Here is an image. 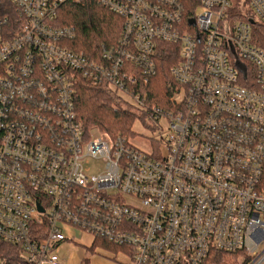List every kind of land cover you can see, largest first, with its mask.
<instances>
[{"label":"built area","instance_id":"2783aa9c","mask_svg":"<svg viewBox=\"0 0 264 264\" xmlns=\"http://www.w3.org/2000/svg\"><path fill=\"white\" fill-rule=\"evenodd\" d=\"M82 1L6 0L13 14L0 16V243L12 249L0 264H63L72 227L120 247L127 264H264V48L253 28H264V0H94L122 19L95 60L57 24L61 6ZM160 45L178 58L169 111L137 91ZM83 80L166 131L149 151L91 138L74 104ZM89 159L104 162L96 177Z\"/></svg>","mask_w":264,"mask_h":264},{"label":"trees","instance_id":"16d2710c","mask_svg":"<svg viewBox=\"0 0 264 264\" xmlns=\"http://www.w3.org/2000/svg\"><path fill=\"white\" fill-rule=\"evenodd\" d=\"M13 14V7L6 0H0V16ZM58 26H71L76 32L75 40L71 46L77 52H83L88 58L95 60L100 48L110 47L121 33L122 19L112 12L103 9L94 0H83L80 5L66 3L59 8L57 15ZM255 42L264 48V28L258 24L254 27ZM169 45H160L155 56L156 70L147 82L140 81L137 91L145 99L146 105L156 107L161 111H169L175 107L172 100L173 91L178 89L172 79L170 68L178 61L176 53ZM172 55H171V53ZM75 111L76 117L85 132L95 129L110 138L120 136L124 139L135 135L133 125L136 120L147 121L150 126L154 122L149 113L138 109L134 105H121L117 98L104 88L103 85H92L83 80L76 85ZM93 247H106L112 253L121 252L120 247H113L105 240H94ZM12 253L10 246L0 243V257ZM222 257L210 260L207 264H220ZM221 261V260H220ZM226 264V263H224Z\"/></svg>","mask_w":264,"mask_h":264},{"label":"rangeland","instance_id":"374dc122","mask_svg":"<svg viewBox=\"0 0 264 264\" xmlns=\"http://www.w3.org/2000/svg\"><path fill=\"white\" fill-rule=\"evenodd\" d=\"M123 103H125L124 105L134 104V102H132V100H130L128 97L124 98ZM119 104L123 105L122 103ZM153 124L154 128L157 127V125H155L156 122ZM158 126L160 128L154 129L153 125L150 126L147 121L142 122L136 120L133 125V131L135 135L130 138L129 142L141 150L143 149L145 151H149V140L158 139L160 135H163L166 131L165 120H160ZM89 132L91 133V138H98V136L102 135L99 131L95 129H91ZM88 161V164L85 165V167H88L89 169L87 175H89L90 177L98 176V174L103 170V160L89 159ZM125 200L128 203L131 202L133 204H138L130 198H125ZM65 238L66 240L61 242L59 245L60 257H62L65 264H91L92 259L94 257H99V260L103 261L102 264H127L128 262L125 253H112V251L106 247H94V251H90L91 244L93 241V235L90 233L80 232L78 229L72 227L68 229L67 233L65 234ZM228 263L234 264L233 260L228 261Z\"/></svg>","mask_w":264,"mask_h":264},{"label":"crops","instance_id":"0c3cea01","mask_svg":"<svg viewBox=\"0 0 264 264\" xmlns=\"http://www.w3.org/2000/svg\"><path fill=\"white\" fill-rule=\"evenodd\" d=\"M93 243H94V240L92 241L90 251H94ZM59 256H60V252H59ZM60 258H61V261L63 262V264H65L64 260L62 259V257H60ZM102 263H103V261H100L99 257H94L92 259V263L91 264H102Z\"/></svg>","mask_w":264,"mask_h":264},{"label":"water","instance_id":"95a60500","mask_svg":"<svg viewBox=\"0 0 264 264\" xmlns=\"http://www.w3.org/2000/svg\"><path fill=\"white\" fill-rule=\"evenodd\" d=\"M38 210H39L40 212H42V209H41L40 207H38Z\"/></svg>","mask_w":264,"mask_h":264}]
</instances>
